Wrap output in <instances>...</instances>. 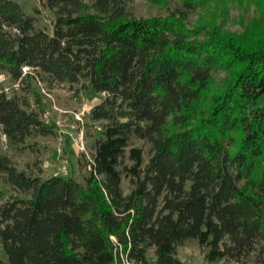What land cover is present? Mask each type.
<instances>
[{"label":"trees","instance_id":"obj_1","mask_svg":"<svg viewBox=\"0 0 264 264\" xmlns=\"http://www.w3.org/2000/svg\"><path fill=\"white\" fill-rule=\"evenodd\" d=\"M45 3L51 34L0 0V72L19 85L37 74L105 93L90 111L102 137L85 185L30 176L0 155V180L26 195L3 201L0 190V264H182L186 240L208 262L264 264V39L201 35L178 10L137 18L122 0ZM218 69L228 77L216 91ZM0 128L16 148L51 133L3 91ZM135 138L150 145L144 167L141 149L126 156Z\"/></svg>","mask_w":264,"mask_h":264},{"label":"rangeland","instance_id":"obj_2","mask_svg":"<svg viewBox=\"0 0 264 264\" xmlns=\"http://www.w3.org/2000/svg\"><path fill=\"white\" fill-rule=\"evenodd\" d=\"M27 16L34 20V26L51 34L55 23L54 13L45 0H12ZM92 5V0H83ZM122 0L126 11L137 18L166 17L174 10L188 12L186 28L199 30L201 35L218 31L247 44L264 39V0ZM189 2L188 7L183 2ZM31 72V71H30ZM23 85L14 82L5 72H0V91L19 100L29 111L37 112L40 121L49 127L47 137L34 136L19 147L10 146L0 128V155L8 156L17 171L46 180L52 176L73 179L85 185L94 152V142L102 137V122L90 119L91 109L100 103L104 94L88 89L83 81L75 84L55 82L48 77L34 74ZM227 73L218 69L213 74V89L220 90L227 80ZM84 84V85H83ZM85 86V87H83ZM264 104V96L258 103ZM130 148L143 151V167L149 160L150 145L138 139H131ZM124 159V165L132 163ZM121 170V168H120ZM124 194L131 191L129 179L122 178ZM2 200L10 197L22 198L25 194L14 191L9 184L0 180ZM206 249L195 240H186L177 248L176 257L182 264H237L228 259L208 262ZM149 261H154L153 251L147 252ZM0 259L5 261L0 249ZM124 264H130L124 260Z\"/></svg>","mask_w":264,"mask_h":264},{"label":"built area","instance_id":"obj_3","mask_svg":"<svg viewBox=\"0 0 264 264\" xmlns=\"http://www.w3.org/2000/svg\"><path fill=\"white\" fill-rule=\"evenodd\" d=\"M24 71H26V69H24Z\"/></svg>","mask_w":264,"mask_h":264}]
</instances>
